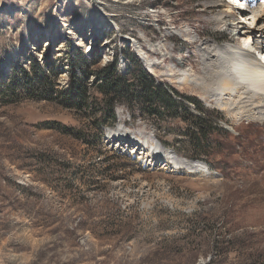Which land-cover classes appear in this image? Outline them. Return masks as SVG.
<instances>
[{
    "label": "rangeland",
    "instance_id": "rangeland-1",
    "mask_svg": "<svg viewBox=\"0 0 264 264\" xmlns=\"http://www.w3.org/2000/svg\"><path fill=\"white\" fill-rule=\"evenodd\" d=\"M228 5L263 37L246 0H0V89L35 58L58 65L59 89L75 67L89 95L83 108L0 96V264H264V125L233 122L238 94L206 99L195 71L182 83L190 55L205 59L186 40L197 28L225 54L216 17ZM115 59L129 77L140 61L212 120L197 158L187 123L162 109L122 99L107 113L96 78Z\"/></svg>",
    "mask_w": 264,
    "mask_h": 264
},
{
    "label": "trees",
    "instance_id": "trees-1",
    "mask_svg": "<svg viewBox=\"0 0 264 264\" xmlns=\"http://www.w3.org/2000/svg\"><path fill=\"white\" fill-rule=\"evenodd\" d=\"M73 54L71 53L72 58ZM74 69L69 88L59 89L57 83L58 65L52 64L50 68L48 66L43 67L34 58L31 73L25 69H21L20 72L16 71L8 87L0 89V96L7 103L18 101L21 96H25L56 101L66 107L83 108L88 103V90L86 84L83 83V77L77 75V69L75 67ZM82 73L85 74V70ZM129 75L130 77L118 72L117 59L105 64L97 73L96 83H98L99 89L109 95V98L106 99L107 113L114 117V107L117 103L122 102V99L124 101L137 100L151 112H159L162 109L165 114H168L167 117H171V119L178 118L187 123L186 135L194 139L195 142H192L195 147L192 157L197 158L195 153L205 147L204 142L209 141V134L217 129L212 120L191 113L184 104L187 98H183L181 101L178 100V94L171 87L156 81L140 61H138L135 69L129 72Z\"/></svg>",
    "mask_w": 264,
    "mask_h": 264
},
{
    "label": "bare ground",
    "instance_id": "bare-ground-1",
    "mask_svg": "<svg viewBox=\"0 0 264 264\" xmlns=\"http://www.w3.org/2000/svg\"><path fill=\"white\" fill-rule=\"evenodd\" d=\"M252 1L246 0L247 7H244V9L255 11L250 17V19L255 21L257 16H264V5L260 4L253 8L250 6ZM234 5H228L216 17L217 29L221 30L225 27L226 31L230 33L224 55L217 53L219 45L216 43V38L202 35L205 33V29L197 28L193 39L186 38L191 46L196 49V53H203L205 59L196 61L195 57L198 56L190 55L189 60L193 62L191 65L192 69H184L182 83L189 84L190 72L195 71L202 82H194V88L206 94V99H210L209 97L212 94H230V96H233L234 93L238 94L239 99L232 100V104H235L237 109H239L238 105L241 104V111L239 114L237 113L238 116H233V122L246 119L251 125H264V116H262L264 115V57L262 56L264 54V31H260L262 38L254 39L252 36L256 32L254 30L256 28H243L240 23L234 21L238 10ZM229 20L231 21L228 23ZM167 34L169 37H174L178 40V37L172 31ZM242 34H248L249 36L248 39H245L244 45L239 43L240 35ZM138 49L142 51L140 47ZM165 50L172 52L171 47L168 45H166ZM154 53H160V50H156ZM175 59V55L171 54L169 57H165L163 62L168 63ZM157 68L154 64L149 63L151 72H155ZM216 82L219 85L218 89L212 87ZM225 106L226 103L222 106L223 109L231 111L230 108Z\"/></svg>",
    "mask_w": 264,
    "mask_h": 264
}]
</instances>
